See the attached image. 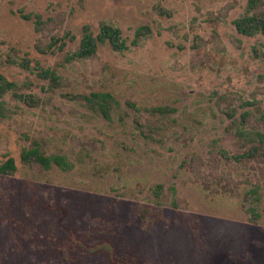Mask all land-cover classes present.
<instances>
[{
  "label": "rangeland",
  "instance_id": "obj_1",
  "mask_svg": "<svg viewBox=\"0 0 264 264\" xmlns=\"http://www.w3.org/2000/svg\"><path fill=\"white\" fill-rule=\"evenodd\" d=\"M246 4L0 0V166H15L0 264H264V160L234 157L264 134V35L234 26ZM100 21L127 49L68 59ZM93 91L118 100L110 120ZM156 204L161 219L135 211Z\"/></svg>",
  "mask_w": 264,
  "mask_h": 264
},
{
  "label": "trees",
  "instance_id": "obj_2",
  "mask_svg": "<svg viewBox=\"0 0 264 264\" xmlns=\"http://www.w3.org/2000/svg\"><path fill=\"white\" fill-rule=\"evenodd\" d=\"M22 17L29 19L32 16L22 15ZM33 17L36 25L42 24L43 21L41 20L40 15L34 14ZM234 26L238 33L245 36H253L259 33L264 35V3L262 0H247L246 12L234 21ZM64 36L72 38L73 35L66 33ZM54 40L57 41V37H55ZM104 42H107L113 50L118 52H121L128 47L124 37L122 36V31L118 26L110 22L100 21L98 24V31L94 33L88 24H84L81 27V35L77 48L72 55L68 57V59L75 60L92 58L96 54L98 45ZM41 75L47 76L49 75V72L43 70ZM12 87L13 83L11 81H8L6 78L0 76V97L3 96L4 92ZM80 97L85 101V104L91 110L96 111L107 120L111 119L114 109L119 107L118 100L108 91H93L88 95H81ZM154 109L160 112H165L169 108L155 107ZM3 110V102L0 101V116H3ZM257 136L258 138L256 140H251L250 145H248L242 153L234 155L236 160H251L254 158L264 160V134L261 133ZM21 158L24 162L43 160L47 162L46 165L49 163L48 160H44L42 158V154L37 149L24 150L21 153ZM57 163L63 168L68 167V164L65 165L63 158H59ZM14 168V161L11 158H8L7 162L3 166H0V173L13 171ZM256 192V189H254L253 193ZM249 210L255 214V208L253 206H251ZM135 211L141 219L148 216H152L156 219L162 218L161 207L159 204L153 205L150 208L137 205L135 206ZM51 264H56V262L51 260Z\"/></svg>",
  "mask_w": 264,
  "mask_h": 264
}]
</instances>
